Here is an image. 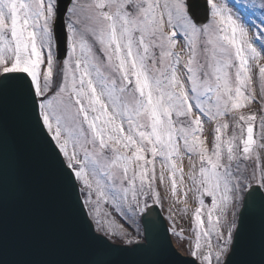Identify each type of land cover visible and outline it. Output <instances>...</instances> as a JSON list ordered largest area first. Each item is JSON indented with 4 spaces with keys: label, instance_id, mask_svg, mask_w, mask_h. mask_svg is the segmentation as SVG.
Segmentation results:
<instances>
[{
    "label": "snow or ice",
    "instance_id": "6c2138e0",
    "mask_svg": "<svg viewBox=\"0 0 264 264\" xmlns=\"http://www.w3.org/2000/svg\"><path fill=\"white\" fill-rule=\"evenodd\" d=\"M10 181L76 258L8 259ZM0 264H264V0H0Z\"/></svg>",
    "mask_w": 264,
    "mask_h": 264
},
{
    "label": "water",
    "instance_id": "95a60500",
    "mask_svg": "<svg viewBox=\"0 0 264 264\" xmlns=\"http://www.w3.org/2000/svg\"><path fill=\"white\" fill-rule=\"evenodd\" d=\"M5 225L9 260L53 262L76 258L78 226L68 221L55 191L46 184L21 196L10 181ZM120 259L122 257H117V261ZM130 259L147 257L136 256Z\"/></svg>",
    "mask_w": 264,
    "mask_h": 264
},
{
    "label": "rangeland",
    "instance_id": "374dc122",
    "mask_svg": "<svg viewBox=\"0 0 264 264\" xmlns=\"http://www.w3.org/2000/svg\"><path fill=\"white\" fill-rule=\"evenodd\" d=\"M256 107H258V106H256ZM159 191L161 193V196L165 199L163 211H161V210L160 211L162 213V216L165 219L166 225L168 226L169 221L166 219V217L168 215L169 204H168L167 198L165 196V190H164V188L162 186L159 188ZM194 207H195V204L194 203H190L189 204V212H188L187 215L177 214V216H176V229H177V231H180L181 229H183L184 230L183 234L185 236L190 234V230L192 228L191 210L194 209ZM173 243L175 244V239H173ZM181 254L184 255L185 253L181 252Z\"/></svg>",
    "mask_w": 264,
    "mask_h": 264
}]
</instances>
